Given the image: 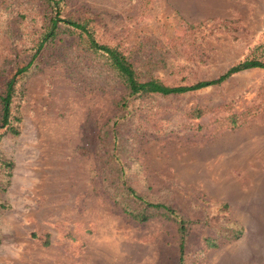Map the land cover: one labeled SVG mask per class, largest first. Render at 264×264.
Returning <instances> with one entry per match:
<instances>
[{"label":"rangeland","instance_id":"374dc122","mask_svg":"<svg viewBox=\"0 0 264 264\" xmlns=\"http://www.w3.org/2000/svg\"><path fill=\"white\" fill-rule=\"evenodd\" d=\"M64 2L66 14L92 15L98 38L143 78L193 84L264 63V0ZM48 14L39 0H0V83L26 64ZM123 95L70 40L46 52L24 85L20 135L0 141L13 163L0 194V264H179L175 225L130 219L102 187L98 134ZM145 104L154 132L132 148L135 182L194 222L184 264H264V69ZM199 108L209 112L194 118Z\"/></svg>","mask_w":264,"mask_h":264},{"label":"trees","instance_id":"16d2710c","mask_svg":"<svg viewBox=\"0 0 264 264\" xmlns=\"http://www.w3.org/2000/svg\"><path fill=\"white\" fill-rule=\"evenodd\" d=\"M49 14L33 39L28 61L18 67L13 75L0 83V141L3 137H17L21 132L20 112L26 81L34 76L46 52L59 44L69 41L76 53L84 52L101 63L105 71L122 85L124 95L115 105V114L102 127L98 134V169L104 192L114 206L130 219L144 223L154 218L172 222L179 236V264H184L185 239L190 226L194 223L187 219L172 204L149 196L136 181V161L134 143L146 133L152 134L145 100L149 97L179 96L220 85L233 75L250 69H264V63L245 60L232 66L213 80L197 81L193 84H166L158 78H143L137 71L131 56L119 46L103 42L98 38L97 23L93 16H75L65 13L64 0H39ZM65 37V39L63 38ZM209 111L196 109L194 118H200ZM230 123H238L231 118ZM148 122V123H146ZM132 151V152H131ZM13 163L0 155V194L9 185ZM7 205L0 201V212ZM227 206H220L225 212ZM235 232L233 238H239ZM209 247H215L214 240H206Z\"/></svg>","mask_w":264,"mask_h":264}]
</instances>
